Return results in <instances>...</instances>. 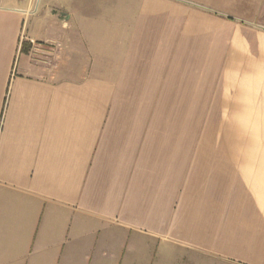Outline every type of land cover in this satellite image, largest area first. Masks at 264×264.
<instances>
[{
  "label": "crops",
  "instance_id": "crops-1",
  "mask_svg": "<svg viewBox=\"0 0 264 264\" xmlns=\"http://www.w3.org/2000/svg\"><path fill=\"white\" fill-rule=\"evenodd\" d=\"M0 264H264V0H0Z\"/></svg>",
  "mask_w": 264,
  "mask_h": 264
},
{
  "label": "built area",
  "instance_id": "built-area-1",
  "mask_svg": "<svg viewBox=\"0 0 264 264\" xmlns=\"http://www.w3.org/2000/svg\"><path fill=\"white\" fill-rule=\"evenodd\" d=\"M30 5L36 6L39 2V0H28Z\"/></svg>",
  "mask_w": 264,
  "mask_h": 264
}]
</instances>
